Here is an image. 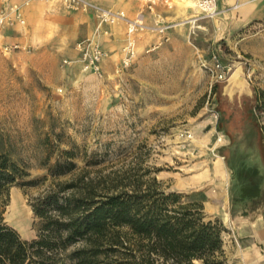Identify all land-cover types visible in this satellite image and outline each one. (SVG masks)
I'll use <instances>...</instances> for the list:
<instances>
[{"label": "rangeland", "instance_id": "374dc122", "mask_svg": "<svg viewBox=\"0 0 264 264\" xmlns=\"http://www.w3.org/2000/svg\"><path fill=\"white\" fill-rule=\"evenodd\" d=\"M181 2L157 6L171 11L186 6ZM219 9L197 22L180 18L177 10V25L165 36L128 66L121 61L101 77L63 65L64 53L51 44L44 49L19 44L10 52L0 45V147L25 166L29 178L45 176L34 185H11L3 197L4 218L23 238L37 232L31 200L56 181L81 177L112 187L147 168V176L176 190L177 181L212 172L217 155H231L241 139L252 146L247 156L253 162L258 152L264 158V20L236 24L224 16L230 7ZM118 22L127 32V23ZM213 54L226 64V76L242 65L252 96L239 101L222 94L225 79L215 80L203 65ZM182 130L193 132L185 147ZM64 149H73L75 167L53 179L43 162L62 158ZM176 191L187 199L185 191ZM262 255L258 244L252 264H260ZM105 264L127 263L111 256Z\"/></svg>", "mask_w": 264, "mask_h": 264}, {"label": "trees", "instance_id": "16d2710c", "mask_svg": "<svg viewBox=\"0 0 264 264\" xmlns=\"http://www.w3.org/2000/svg\"><path fill=\"white\" fill-rule=\"evenodd\" d=\"M62 154L43 162L53 179L75 167L73 149ZM149 172L127 174L112 187L81 177L56 181L31 200L37 232L25 239L5 220L3 197L11 185L45 176L29 178L0 147V264H105L111 256L127 264H225L222 221ZM244 190L258 197L257 180Z\"/></svg>", "mask_w": 264, "mask_h": 264}, {"label": "crops", "instance_id": "0c3cea01", "mask_svg": "<svg viewBox=\"0 0 264 264\" xmlns=\"http://www.w3.org/2000/svg\"><path fill=\"white\" fill-rule=\"evenodd\" d=\"M90 1L105 8L121 10L131 19L142 14L143 21L148 24L157 19L156 14L165 22H173L178 18L177 10L180 11V18L187 19L195 13L194 4H186L188 0L177 1L186 6L178 4L171 11L163 6L150 11L142 0ZM6 5L17 6L24 23L2 28L0 45L18 43L44 49L51 44L64 53L63 58H74L78 55L76 42L91 36L97 26V18L92 10L67 9L63 0H0V11ZM218 7H230L224 16H229L230 21L236 24L264 20V0H218ZM103 28L106 32L101 31L98 39L108 53L103 62L106 71L121 64L128 35L124 22L104 25ZM160 36L159 32L145 30L132 34L129 38L133 41L137 57L147 46L156 43ZM72 66L75 65L68 67ZM238 143L231 155H217L212 172L194 173L185 180L177 181L174 189L185 191L188 199L203 204L205 213L222 221L226 229L224 248L229 264H241L238 258L252 264V253L257 254L258 244L264 247V158L260 152H256L259 158H254L253 162V157L247 156L252 146L242 139ZM253 155L256 156L255 152ZM219 157L221 165L216 168L215 162ZM255 180L259 196L246 195L244 188ZM234 243L239 246L238 250ZM260 259V264H264V255Z\"/></svg>", "mask_w": 264, "mask_h": 264}, {"label": "built area", "instance_id": "2783aa9c", "mask_svg": "<svg viewBox=\"0 0 264 264\" xmlns=\"http://www.w3.org/2000/svg\"><path fill=\"white\" fill-rule=\"evenodd\" d=\"M150 11H154L158 4H161L167 8H172L178 0H142ZM64 6L70 10H92L97 18V26L94 33L84 39H80L76 42L75 48L78 55L74 58H63V65H77L82 72H90L99 77L104 74L103 62L107 58L108 53L102 47L98 39L100 31L106 32L103 29L104 25L113 24L118 20H124L127 23V35L128 40L125 46V53L122 57V63L124 66H128L132 59L135 57V50L133 41L129 38L137 31L152 30L161 33L162 36L167 34V31L176 26L175 22H165L161 19L159 14H156L157 19L153 24H147L142 19V14H139L137 18L131 19L125 15L123 11H116L110 8H105L90 0H63ZM196 12L186 20L188 22H197L200 19L211 18L219 14L218 0H193ZM24 23V19L17 6L6 5L0 11V30L7 25H13L14 23ZM18 43L14 44H2V49L5 52L19 48ZM203 65L209 70L215 80H224L227 78V66L224 62L213 54L210 63L203 62ZM179 137L183 139L182 147L186 146L193 138V132L190 130H182L179 133Z\"/></svg>", "mask_w": 264, "mask_h": 264}, {"label": "bare ground", "instance_id": "6f19581e", "mask_svg": "<svg viewBox=\"0 0 264 264\" xmlns=\"http://www.w3.org/2000/svg\"><path fill=\"white\" fill-rule=\"evenodd\" d=\"M186 2V1H185ZM191 1H187L186 4H189ZM184 4V5H186ZM231 75L228 78V85H227V90L229 91H247V83L246 81L241 78L242 72L240 71L239 67H235L234 69L231 70ZM220 164L217 165L219 167ZM14 209V208H12ZM14 211V210H13Z\"/></svg>", "mask_w": 264, "mask_h": 264}, {"label": "water", "instance_id": "95a60500", "mask_svg": "<svg viewBox=\"0 0 264 264\" xmlns=\"http://www.w3.org/2000/svg\"><path fill=\"white\" fill-rule=\"evenodd\" d=\"M236 67H239V68H240V71L242 72V76H241V78H243V79L246 81L248 90H247V91H229V90H227L228 78H229L230 75H231V73H229V75H228L227 78L225 79V82H224V84H223V86H222V94L227 95V96L229 97L230 100L233 99L234 95H237L238 100L240 101V97H241L242 95L252 96L253 91H252V89H251V87H250V84H249L247 78H246V75H245V72H244V70H243V68H242V65H237Z\"/></svg>", "mask_w": 264, "mask_h": 264}]
</instances>
